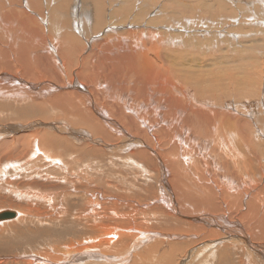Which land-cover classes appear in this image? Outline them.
I'll return each mask as SVG.
<instances>
[{"label": "bare ground", "instance_id": "obj_1", "mask_svg": "<svg viewBox=\"0 0 264 264\" xmlns=\"http://www.w3.org/2000/svg\"><path fill=\"white\" fill-rule=\"evenodd\" d=\"M181 1L0 0V96L17 97L25 104L24 111L41 112L32 121H22L37 127L34 155L41 154L48 164L61 163L60 156L67 151L74 154L84 175L94 170L99 153L125 152L131 164L134 158L157 163L170 213L175 215L178 209L187 214L178 230L186 241L175 249L177 253L181 250L196 258L206 250V260H197L204 263L239 244L249 254L250 264H264V112L244 119L234 108L240 98L261 94L257 99L264 100V39L235 48L229 38H240V26H232L233 30L229 25L242 21L256 24L254 29L264 33V1L231 0L225 5L206 0L200 5L206 9V20H212L206 28L222 29L226 46L232 45L227 56L216 62L213 58V66H204L201 57L191 55L196 47L204 49L203 39H199L201 29L186 22H201V17L192 0ZM184 4L188 9L177 16ZM214 33L206 38L210 47L223 42L213 44L219 36ZM224 81L231 84L226 86ZM232 83L233 90L229 89ZM108 103L110 111L105 108ZM13 111L0 114V120L6 121L0 124V132L9 126ZM144 131L159 138L154 134L147 140ZM239 147L253 154L262 186L254 185L243 170L246 155L240 154ZM203 148L206 162L214 165L211 173L204 170L206 178L192 163ZM169 169L173 175L168 181ZM106 195L97 198L92 193L87 209L99 216L101 204L109 202ZM36 197L52 203L49 195L36 192ZM62 209L47 213V218L62 217ZM8 219H0V228ZM126 224H115L109 232L123 238L133 234L129 239L144 235L134 223ZM65 253L73 262L69 264L103 262L99 251L77 248ZM127 263L126 259L122 264Z\"/></svg>", "mask_w": 264, "mask_h": 264}, {"label": "rangeland", "instance_id": "obj_2", "mask_svg": "<svg viewBox=\"0 0 264 264\" xmlns=\"http://www.w3.org/2000/svg\"><path fill=\"white\" fill-rule=\"evenodd\" d=\"M178 1L182 2L181 0ZM218 1L225 5H230L232 2L231 0ZM192 2L200 14L201 22L191 23L187 21L186 23L194 29H201L199 39H203V45L197 43L198 46L200 45L204 49L200 50L196 47L195 49L197 50L189 52L193 56L201 57L200 62L202 61L204 66H213V58L216 62L222 55L227 56L232 45H229L230 47L226 46L227 43L225 44V40L223 41L225 39V31L222 33V29L214 28V25H212L211 29L209 27L206 28V23L212 20H206V9L205 11L201 10L200 5L207 3V1L192 0ZM227 2L228 4H226ZM128 4H133V2L130 1ZM149 4L151 3L145 2V5ZM258 5L260 6L259 3ZM231 6L233 7V5ZM122 8L124 9V7ZM186 9H188V5L184 4L177 16ZM126 12L125 10V14ZM232 15L234 16V14ZM136 16L134 15L132 18ZM235 16L237 15L235 14ZM218 17L220 18V16ZM176 18L173 17V19ZM117 21L118 18L116 19ZM246 23L244 24L242 21L236 25H229L230 29L239 25L240 27L237 30L242 33L238 34L240 38L229 37L236 43L235 48L241 44L244 47L248 42L252 43L253 41L257 42L264 39V33L254 29L256 24L253 26L249 22V24ZM208 29L212 31L210 32ZM213 30H216V33ZM212 33L219 34V36L216 35L218 40L213 39V44L220 39L223 42L219 41L221 43L210 47L208 42H206V38H210ZM257 38H260V40H257ZM244 42L245 44H243ZM257 49L262 50L263 48ZM193 68L196 69L195 66ZM166 83H171V80ZM224 83V85L227 84L226 86L231 84V82L228 84L225 81ZM235 87L232 83V87H229V89L233 90ZM257 96L259 99L261 94ZM257 96H254L256 99L254 97H249L250 99L240 98V106L238 105V100H236V105L231 101L230 97L226 96V100L235 105V110L238 108L240 118L246 119V117L249 118L250 114L257 116L261 115L260 112H264V100H258ZM2 97L0 96V114H7L14 110V117L10 124L8 123L9 126L0 132V179L3 180V182L0 180V209L15 210L18 212V217L6 221L5 226L0 228V264H30L29 262H32V264H69L73 262L69 261L64 254L77 248H84L89 253L100 252L99 258L103 262L90 264H122L126 259L127 264H250L249 254L239 244H235L229 250L225 248L221 251L218 259L215 257L210 259V262L207 260L204 263L201 261L197 262V260H206V250L196 258L191 253H181V250L178 253L176 252L175 249L181 247L186 241V238L178 235V230L182 227L183 218L187 214L182 213L178 209H176L175 215L170 213V207L164 198L166 197L164 194L165 187L160 181L161 174L157 168V163H147L134 158L132 161L135 164H131L130 161L128 162V154L125 152L105 153L103 155L99 153L100 157L93 156L96 159L94 170L88 175H84L76 167L74 154L67 151L60 156L61 163L48 164L41 154L36 155V153L37 158L34 155L32 144L39 137L37 127L33 124L25 125L24 121H22L23 118H28L32 121L40 117L41 112L34 109L24 111L23 109L26 106L17 97L16 100L15 97ZM222 102L226 103L223 97ZM1 104L4 105L2 108ZM29 105L27 104V107ZM259 105L260 110L256 111ZM104 106L105 104L103 108ZM242 106H244L245 110L242 109ZM20 107L22 108L20 109ZM6 108H9L7 109L8 112H3ZM105 108L110 111V103L106 104ZM231 108L233 109L232 106ZM251 108L254 109L252 110ZM20 110L22 111L20 112ZM1 123L5 124L6 121L0 120ZM192 128L195 129L196 127ZM154 134L156 138H159L157 133L147 134L145 132L144 136L149 140ZM199 136H203V134H199ZM195 137V141H199L200 144L199 137ZM191 141H193V137ZM55 149H57L55 146H50V150ZM199 150V155L202 156L198 155L197 159L192 162L195 164L193 168L198 169L199 166L201 175L205 177V171L211 173L214 170V165L211 162H206V148ZM238 150L241 155H246L243 159V170L249 177L254 179V185L262 186L263 182L257 176L259 166L253 154L248 153L243 147H239ZM198 151H196V155L199 153ZM171 173L169 169L168 181L173 175ZM7 181L14 183L10 185L6 183ZM59 184L61 187H59ZM36 192L43 196H51V205L48 202V204L43 203L45 202L43 200L38 201ZM92 193H96L97 198L102 193L107 194L106 197L109 196V202L101 204L102 210L99 216L94 215L86 207V202ZM160 199H162V202L158 203ZM60 207H64L62 209V217L58 215L55 219L53 217L47 218L52 212L56 214ZM40 215H43V217ZM49 220L54 221L51 222ZM130 222L143 229L144 235H136L129 239V236L134 235L130 234L123 238V236L112 235L109 232L110 228L115 224ZM128 226L130 225L126 224L125 227ZM144 237L146 238L145 240H143ZM69 244L72 245L69 246ZM156 244H159L160 247H155L154 245ZM150 245L157 252L152 251Z\"/></svg>", "mask_w": 264, "mask_h": 264}, {"label": "water", "instance_id": "obj_3", "mask_svg": "<svg viewBox=\"0 0 264 264\" xmlns=\"http://www.w3.org/2000/svg\"><path fill=\"white\" fill-rule=\"evenodd\" d=\"M10 217H15V212L12 210H4L0 214V219H8Z\"/></svg>", "mask_w": 264, "mask_h": 264}, {"label": "crops", "instance_id": "obj_4", "mask_svg": "<svg viewBox=\"0 0 264 264\" xmlns=\"http://www.w3.org/2000/svg\"><path fill=\"white\" fill-rule=\"evenodd\" d=\"M6 210H9V209H6ZM0 211L2 212L3 210H0ZM12 211L15 212V216H16V214H17L16 211L15 210H12ZM12 219H15V218L12 217V218H9L8 220H12ZM3 220H6V219H3Z\"/></svg>", "mask_w": 264, "mask_h": 264}]
</instances>
